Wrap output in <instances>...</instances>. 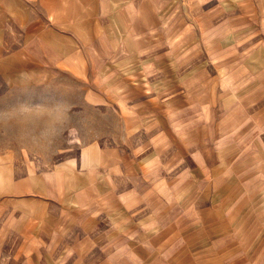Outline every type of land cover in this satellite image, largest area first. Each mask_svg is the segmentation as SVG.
I'll use <instances>...</instances> for the list:
<instances>
[{
	"label": "crops",
	"instance_id": "crops-1",
	"mask_svg": "<svg viewBox=\"0 0 264 264\" xmlns=\"http://www.w3.org/2000/svg\"><path fill=\"white\" fill-rule=\"evenodd\" d=\"M171 1L0 0V70L88 81L124 129L48 169L0 160V264H264V69L228 56L238 25L165 42Z\"/></svg>",
	"mask_w": 264,
	"mask_h": 264
},
{
	"label": "rangeland",
	"instance_id": "rangeland-1",
	"mask_svg": "<svg viewBox=\"0 0 264 264\" xmlns=\"http://www.w3.org/2000/svg\"><path fill=\"white\" fill-rule=\"evenodd\" d=\"M251 3L250 0H173L169 6L173 13L170 12L166 18L167 32L163 40L171 41L173 30L178 31L174 39L178 38L181 43L204 37L213 39L226 28L233 29L238 25L237 36L233 34L232 37L228 33V45L232 48L228 56H241L245 62L254 59L262 70L264 34L252 37L251 17L247 15L252 9ZM205 9L215 15L211 17L212 24H224L222 32H202L198 28L204 24ZM242 14L244 16L239 17ZM189 25L195 27L190 33L187 29ZM11 28L14 34H19L18 25L13 23ZM20 40L19 36L11 38L10 51ZM235 40L237 42L233 44ZM178 51L181 55L188 54L187 47ZM204 53L201 47L196 48V56H203ZM243 67L244 72L249 73L252 65L244 64ZM89 88L90 82L77 80L59 70L52 72V78L47 81L27 77L12 79L0 70V160L31 161L37 169L44 170L76 156L80 148L97 138L104 142L111 138V141L119 140L123 144L121 119L117 115L112 116L106 108L94 109L85 96ZM133 141L129 138V143Z\"/></svg>",
	"mask_w": 264,
	"mask_h": 264
}]
</instances>
